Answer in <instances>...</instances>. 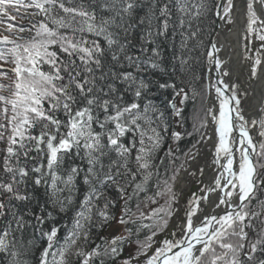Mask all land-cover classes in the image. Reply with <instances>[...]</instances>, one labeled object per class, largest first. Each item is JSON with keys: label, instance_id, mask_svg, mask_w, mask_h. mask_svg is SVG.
<instances>
[{"label": "snow or ice", "instance_id": "6c2138e0", "mask_svg": "<svg viewBox=\"0 0 264 264\" xmlns=\"http://www.w3.org/2000/svg\"><path fill=\"white\" fill-rule=\"evenodd\" d=\"M256 4L264 10V0H246V53L253 37L261 42L252 78L264 51V19ZM233 7V0H0V24L5 25L0 29V67L14 65L11 83H0L2 264H31L38 239L46 241L38 264H117L124 247L132 243L136 255L122 264H264V142L254 143L249 134L237 86L225 85L219 77L215 85L210 78L205 87L206 94L215 88L218 114L212 107L203 118L197 113L193 128L197 133L207 128L209 116L215 124L214 163L222 171L214 187L201 191L219 190L222 195L214 208L223 206V212L194 222L208 195L193 194L178 225L179 235L173 232L172 239L147 255L154 237L180 210L174 207L179 204L174 184L183 164L165 166V159H176L172 148L160 156L168 126L165 112L150 98L152 82L143 74L159 72L188 86L186 91L172 80L155 82L158 89L172 90L168 108L173 117L183 119L176 97L183 105L189 92L193 100L200 95L190 86L192 79H199L193 53L205 48L201 54L212 71L220 72L223 65L217 44L210 40V47L205 46L201 24L212 14L232 23ZM18 16L28 19L30 27L8 22ZM165 45L172 52L167 67ZM3 79H9L7 72H0ZM257 123L264 137V119L252 120L251 126ZM171 138L178 142L181 133L172 132ZM222 153L225 163H220ZM81 182L85 190L77 200ZM41 188L43 203L33 194ZM33 202L36 210L30 207ZM149 204L158 206L145 214L141 205ZM53 210L73 212L71 225H63V237L55 224L44 227L54 219ZM118 226L126 236L93 240L94 231ZM145 229L148 234L141 240ZM142 255L147 259L140 262Z\"/></svg>", "mask_w": 264, "mask_h": 264}, {"label": "trees", "instance_id": "16d2710c", "mask_svg": "<svg viewBox=\"0 0 264 264\" xmlns=\"http://www.w3.org/2000/svg\"><path fill=\"white\" fill-rule=\"evenodd\" d=\"M27 11L31 12L34 10L28 9ZM143 11H146V9L142 10L140 14H143ZM21 14H24V10H21ZM37 19H42V17H37ZM215 23H216L215 14H212L210 15L209 18L205 19L203 23L201 24V27L204 28L205 30L204 41H205L206 47H209V41H210L211 34L214 30ZM13 24L30 27L29 20L20 19L19 16L17 17L16 21ZM23 35L27 36L28 33L25 32L23 33ZM178 41H179V37L177 36V42ZM204 51H205V48H201L198 52L193 53L194 57L198 58V62L196 61L193 62V71L195 75L199 77V79H192L191 85H190L192 88L198 91L200 95L195 97V99L193 100L191 98L192 93L189 92L188 94L190 98L183 105L180 104V99H181L180 97H177L175 100L177 107L183 108V112H182L183 119H181L180 117H173L171 109L168 108V103L169 101L172 100V97H173L172 90L171 89H166V90L158 89L155 82L158 81V82L163 83L165 81L172 80L177 83L178 87L184 86L186 91H188V86L186 84L182 85L180 81L176 79V77H172L170 75H163L159 72L153 73L149 71L148 73L143 74L145 78H150V81L152 82L151 92L153 93V95L150 98L161 110L165 112V121L168 126V132L164 133L165 139H164L161 151H160V156L163 157L165 153H167L168 149L172 148L175 154V157H176L174 163L168 159H165L164 161L165 166L169 169L177 168L179 166L181 158L198 141L201 135V132H202V129L200 130L199 133L194 132L193 125L194 123H196L194 119L195 115L197 113L199 114V111L203 109L204 94H205V73H206V67H207L206 56L201 54ZM164 54L166 57L164 63H165V66L167 67L168 64L170 63L172 52L167 50L166 45L164 46ZM12 67H14V65L12 64H3V66L0 67V72H7L8 77H9V79L0 80V83H5V84L11 83V80L14 79V74L11 72ZM262 111H263V119H264V107ZM172 132L181 133V139L178 142H174L173 139L171 138ZM187 133H192V135H187ZM261 142H264V137ZM3 147L4 145L0 144V148H3ZM2 155L3 153H0V157H2ZM0 163H2V160H0ZM157 163H159V161H157ZM163 172H164V169L161 168L162 175H163ZM168 174L171 175L172 174L171 171H169ZM78 187L80 190L76 193L77 200L82 199L83 193L85 190V186L82 184V182L79 183ZM33 194H34L35 199L39 201L40 203H43L44 200L46 199L43 188L36 190ZM109 195L113 198H117L115 192H110ZM260 195L264 197V193H261ZM163 203H164V200L161 199L159 201V204H163ZM255 203L256 202L253 201V204ZM157 206L158 205H153V204H149L147 207L141 205V210L145 214H147L151 211L152 208H155ZM20 207L23 208L24 205H21ZM30 207H32L33 210H36L35 202H33V204L30 205ZM133 211H136L135 202H133ZM72 215H73V212L71 210L67 213H59L57 210H53L54 219L51 221H47L44 227L45 229H48L50 228L51 225L55 224L57 227L61 229L59 235L63 237L64 231H65L63 228V225L65 224L69 226L71 225ZM145 223H150V221H145ZM106 230L107 228L104 230H101L98 233L94 231L93 237H92L93 240H95L97 243H100L101 242L100 236L105 237ZM124 234L125 236L127 235V233L125 232ZM147 234H148V231L145 229L144 231L140 233V239L143 240L145 235ZM133 239H135V237ZM37 245L38 247L33 250V254L30 257L31 264H38L39 253L42 250V248L46 245V241L38 239ZM129 245H131V247L134 246L137 249V245L135 243H132ZM129 245H126V246H129ZM0 264H2V262H0Z\"/></svg>", "mask_w": 264, "mask_h": 264}, {"label": "bare ground", "instance_id": "6f19581e", "mask_svg": "<svg viewBox=\"0 0 264 264\" xmlns=\"http://www.w3.org/2000/svg\"><path fill=\"white\" fill-rule=\"evenodd\" d=\"M224 2H226V0H224ZM233 5L234 7L231 12L232 23L229 24V27H226L224 22L221 20L213 36V42H215L217 44V47L221 49L218 53V57L221 61H223L222 69L220 70V72L212 71V65H210V70L213 72V74H215L216 77L222 79L225 85L231 86L233 84L236 85V83H240L241 85H243V91H245V93L247 94L245 99L246 107L241 108L242 115L244 116L246 121H249V134L253 138L254 143H256L257 135L260 131V125L259 123H257L255 127H252L251 121H260L262 119L261 113L264 105V51L261 52L260 58L262 62L258 66L257 75L255 78H253L252 82L247 85L246 77L242 73V71H244L242 60L245 44L244 35L247 24L246 0H233ZM255 9L257 11V14L262 19H264V10L261 9V6L259 4H256ZM252 39L253 43L250 45V47L256 44L254 37ZM224 70H227L229 72L228 76H222L221 73ZM210 78L211 76L207 75V85L210 82ZM216 80L214 78H211V83L215 85ZM219 86L222 89L224 88V85ZM225 95H230V92L225 91ZM206 105V109L212 107L213 110L218 114L219 100L216 97L214 87L211 89V93L208 94ZM207 121V128L203 137V143L200 148L198 159L201 160L207 158V170H212L208 174H206V180L208 181V187H214L213 179L214 177L216 178L215 169L219 167L216 163H214V160L216 159L215 149L218 143V136L214 131L215 124L210 116L207 117ZM238 135V130L234 131L233 136L238 137ZM235 156L238 162L239 153L236 152ZM197 161L198 160L191 161L189 166H195ZM222 162H225L223 153L221 154L220 158V163ZM237 168L238 163H234L233 170L235 171L237 170ZM185 173L187 172H181L183 176L185 175ZM221 194L222 193L219 190L208 193V201H201L200 211L197 214L200 213L201 217L209 214H220V212H222L223 206L221 208H214V205L218 202L219 195ZM237 202L238 198L234 196L233 203ZM195 217H193L194 221L196 220Z\"/></svg>", "mask_w": 264, "mask_h": 264}, {"label": "rangeland", "instance_id": "374dc122", "mask_svg": "<svg viewBox=\"0 0 264 264\" xmlns=\"http://www.w3.org/2000/svg\"><path fill=\"white\" fill-rule=\"evenodd\" d=\"M5 20H7V18H4ZM16 20L14 21H8L10 23H14ZM225 24L226 27H229L230 23H226L225 20H222ZM5 27V25L0 24V29H3ZM4 35H7V32H3ZM255 39V37H254ZM256 44H254V46L249 47L251 48L250 52L246 53V49H245V44L247 43V41L245 40V44H244V49H243V69L244 71H242V73L244 74V76L246 77V83L247 85L250 84L253 80V78L251 77V68L253 66V60L255 59V53L256 50L260 47V41L255 40ZM248 55L249 57H251L250 59H245V55ZM207 60V59H206ZM207 63V61H206ZM206 76V74H205ZM206 78H205V87H206ZM236 91L239 95V98L241 100V108H245L246 107V103H245V99H246V95L244 94L245 91H243V85H241L240 83H236ZM245 86V84H244ZM177 98V97H176ZM206 101H207V94L205 92L204 94V102H203V109H201L199 111V115L201 118L204 117V111L206 110ZM264 107V105H263ZM263 110V108H262ZM261 117L263 119V111L261 113ZM196 123H198L197 121H195ZM206 128L202 129L201 135L198 139V141L195 143V148L192 146L186 153L188 155H185L181 158L180 160V164H183V167L180 168L179 171V175L176 177V181L174 184V190L179 198V204L178 205H174V207H178L180 210L179 212H176L171 219L169 220L168 223V227L163 230L162 232H160L157 236L154 237L155 243H153L152 247L150 249H148L147 251V255L150 256L153 254V252L155 251V249L157 247L160 246V243L165 240V239H172V234L173 232H176L177 235H179V228L178 225H180L183 222L184 219V212L186 210V205L188 204L189 200L192 198L193 194H195L196 196H202L204 192H202L201 190L204 189L205 187V180H206V174H208L211 170H207V158L198 159V156L200 154V148L201 145L203 143V139H201V136L204 137ZM263 137H261L258 133L257 135V142L256 144H259L262 141ZM192 154H195V159H192ZM198 160L195 164V166L190 167L189 164L191 161H195ZM178 166V167H179ZM199 169V170H198ZM202 170V171H201ZM187 172L185 173V175L183 176L181 174V172ZM200 171V172H199ZM182 177H181V175ZM111 236H125L124 231H123V226H118L116 228H107L106 232H105V237H111ZM136 251L137 249L131 245L129 246H125L120 257L118 258L117 264H122L123 260L128 259L131 256L136 255ZM147 259V256H140L139 257V261L143 262L144 260ZM132 264H138L137 261H132Z\"/></svg>", "mask_w": 264, "mask_h": 264}, {"label": "water", "instance_id": "95a60500", "mask_svg": "<svg viewBox=\"0 0 264 264\" xmlns=\"http://www.w3.org/2000/svg\"><path fill=\"white\" fill-rule=\"evenodd\" d=\"M215 19H216V23H215V27H214V30H213V32H212V34H211V37H210V40L213 42V36H214V33H215V31H216V28H217V26H218V24L221 22V20L222 19H220V18H218V17H216L215 16ZM209 47H210V45H209ZM207 75H210L211 76V78L213 79H215L216 80V76H215V74H213V72L210 70V64L208 63V61H207V68H206V78H207ZM207 98H208V94H207ZM176 100V99H175ZM222 163H225V162H222ZM222 169L220 168V167H217V169H215V175H216V177L219 175V173H220V171H221ZM206 182V184H205V187L204 188H206V186L208 187V181L207 180H205ZM214 181H215V177H214V179H213V183H214ZM222 183H224V182H222ZM208 193H206V192H204L203 193V195H207ZM202 195V196H203ZM222 195V194H221ZM221 195H219V197L221 196ZM222 212H223V209H222ZM222 212H220V214L222 213ZM209 215H212V214H209ZM202 217H201V215H200V213L199 214H197L196 215V217H195V221L194 222H199V220L201 219Z\"/></svg>", "mask_w": 264, "mask_h": 264}]
</instances>
